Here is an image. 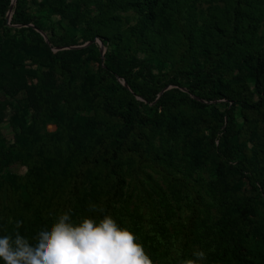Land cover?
I'll return each mask as SVG.
<instances>
[{
	"label": "rangeland",
	"instance_id": "rangeland-1",
	"mask_svg": "<svg viewBox=\"0 0 264 264\" xmlns=\"http://www.w3.org/2000/svg\"><path fill=\"white\" fill-rule=\"evenodd\" d=\"M156 1L22 0L27 23L15 20L16 1L12 0L7 10L0 5V229L6 234L17 230L16 221L23 222L18 231L29 239L41 228L50 227L61 213L55 210L44 215L43 210L58 195L61 182V188L71 183L76 158L94 152L95 131L103 136L114 132L117 122L100 112L94 100L99 73L102 71L105 78H110L105 62L117 47L107 37L116 33L124 36L132 29H140L146 21L150 22L154 11L177 12L176 0ZM249 2V6L242 7L254 13L252 26L243 34L250 46L240 48L239 56L253 46L259 48L264 41V0ZM184 4L181 15L174 13L172 22L187 24L185 28L192 31L194 39H222L223 33L231 32L232 27H227L229 0H184ZM86 15L97 19L89 29ZM181 30L180 26L166 31L164 39L169 51L165 58L148 56L150 53L141 50L137 57L123 62L139 79L158 78L162 85L159 93L150 88L144 94L131 90L144 102L141 110L149 115H154L162 92L169 91L166 103L187 91L194 74L185 73V69L193 73L205 68L206 55L197 47L183 58L187 65H178L180 71L176 68L181 59ZM35 32L42 38H34L23 53L4 43L9 37L21 39ZM95 32L99 35L93 37ZM93 44L98 45L100 55L94 52ZM243 73L249 81V71L244 69ZM117 80L126 86L122 77ZM225 100L206 102L224 109ZM235 113L240 117L239 109ZM87 118L88 126L84 124ZM35 140L40 142L39 156L34 153ZM149 143L157 162H143L134 155L123 161L125 191L114 203L118 223L137 235L153 264H180L182 258H193V252L198 250L208 255L215 244L214 223L222 214L218 190L224 181L216 168V153L194 168L180 154L178 140L161 127ZM82 187L83 203L63 211L71 212L74 220L86 217L85 209L90 205L101 206L96 196L99 187L94 190L89 178ZM197 193L200 198L196 206L202 222L195 225L200 236L192 243L193 251L188 252L183 248L182 229L193 213Z\"/></svg>",
	"mask_w": 264,
	"mask_h": 264
},
{
	"label": "trees",
	"instance_id": "trees-1",
	"mask_svg": "<svg viewBox=\"0 0 264 264\" xmlns=\"http://www.w3.org/2000/svg\"><path fill=\"white\" fill-rule=\"evenodd\" d=\"M229 1L227 27L232 30L228 35L223 33L222 39L196 40L190 35L192 31L186 30L187 24L172 22L174 13L181 15L184 0L174 2L177 12L154 11L150 22L146 21L140 29H132L124 36L116 33L107 37L117 47L111 50L105 62L110 78H105L102 71L99 73L94 100L96 108L117 124L113 133L104 136L95 131L96 135L92 136L94 147L92 143L89 146L94 152H85L76 158V172L71 183L64 188H61L63 182L60 183L59 193L44 208V215L55 210L62 213L81 205L82 185L89 178L94 190L99 187L96 196L101 206L94 212L88 211L87 207V216L99 219L103 214H109L118 222L114 203L125 191L123 161L134 155L143 162H157L149 139L161 127L178 140L180 154L192 167H200L213 152L217 155L216 168L224 181L222 189L218 190L222 214L214 223L215 244L205 264H264V41L259 48L253 46L243 55H237L240 48L250 46L243 34L252 26L254 13L242 7L243 4L249 6V0ZM11 2L0 0V5L7 10ZM15 14L17 22L29 21L22 0H16ZM94 21H97L95 17L86 15L88 29ZM180 26L183 31L179 34L178 56L181 59L176 62V68L180 71L179 66L187 65L183 58L196 47L206 55L205 68L193 73L185 69V73L194 74L187 91L166 103L169 91L162 92L154 106V115H149L141 110L140 106L145 104L131 90L137 89L144 94L145 89L150 88L159 93L162 85L158 78L139 79L138 74L128 71L124 63L137 57L141 50L147 55L150 53L148 56L156 54L165 58L169 51V44L164 39L166 31L168 28L175 31ZM92 34L93 37L99 35ZM34 38L41 39L42 36L35 32L21 39L9 37L4 43L11 50L23 53ZM92 48L100 55L98 45L93 44ZM236 69L239 70L236 72ZM244 69L249 71V81ZM196 75L198 78L194 79ZM118 77H122L130 88L119 83ZM221 98L226 99L224 109L207 103ZM236 109H239L240 117H237ZM84 124L88 126L89 118ZM39 144L34 141L37 156ZM43 158L47 156L44 154ZM196 196L192 203L193 213L182 229L183 248L188 252L193 251L192 243L200 236L195 225L199 220V224L202 222L196 206L200 196L198 193ZM5 234L6 231L0 229V236Z\"/></svg>",
	"mask_w": 264,
	"mask_h": 264
},
{
	"label": "clouds",
	"instance_id": "clouds-1",
	"mask_svg": "<svg viewBox=\"0 0 264 264\" xmlns=\"http://www.w3.org/2000/svg\"><path fill=\"white\" fill-rule=\"evenodd\" d=\"M96 210L89 206L88 211ZM22 223L16 221L13 234L0 236L3 264H153L137 235L109 214L74 220L71 212H63L31 239L18 231ZM192 256L182 258L180 264H205L203 250Z\"/></svg>",
	"mask_w": 264,
	"mask_h": 264
},
{
	"label": "water",
	"instance_id": "water-1",
	"mask_svg": "<svg viewBox=\"0 0 264 264\" xmlns=\"http://www.w3.org/2000/svg\"><path fill=\"white\" fill-rule=\"evenodd\" d=\"M15 1H16V0H13L14 3H15ZM126 86H128V85L126 84Z\"/></svg>",
	"mask_w": 264,
	"mask_h": 264
}]
</instances>
